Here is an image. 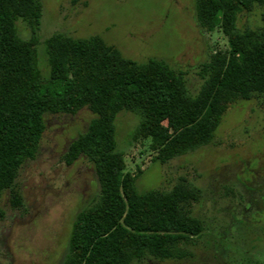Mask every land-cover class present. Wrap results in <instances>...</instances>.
<instances>
[{"label":"trees","instance_id":"16d2710c","mask_svg":"<svg viewBox=\"0 0 264 264\" xmlns=\"http://www.w3.org/2000/svg\"><path fill=\"white\" fill-rule=\"evenodd\" d=\"M198 26L220 32L228 48L199 68L196 94L185 74L164 60L125 58L100 36L55 33L45 40L49 77L38 67L42 0H0V201L23 207L15 183L36 159L46 130L44 116L94 118L71 143L67 166L86 158L96 172L99 195L73 222L62 264L181 262L193 257L204 222L194 213L201 190L185 179L172 188L139 191L141 172H129L116 140L122 113L138 118L133 141H148L153 162L165 165L216 142L227 111L264 97V26L239 28L243 14L262 11L264 0H193ZM30 31L23 39L17 23ZM5 212L0 206V221Z\"/></svg>","mask_w":264,"mask_h":264},{"label":"rangeland","instance_id":"374dc122","mask_svg":"<svg viewBox=\"0 0 264 264\" xmlns=\"http://www.w3.org/2000/svg\"><path fill=\"white\" fill-rule=\"evenodd\" d=\"M38 67L49 77L44 42L55 33L73 38L100 36L125 58L143 63L164 60L185 74L196 94L203 81L200 66L228 48L220 32L208 33L195 18L193 0H42ZM262 11L243 14L239 28L264 26ZM23 39L30 31L17 23ZM94 115H45L46 130L35 160L21 168L15 183L23 207L10 194L0 206V264H62L76 215L99 195L94 166L81 158L67 166L69 146ZM138 118L122 112L116 119L117 147L128 170L141 172L139 191L170 189L181 179L201 190L195 215L205 224L193 257L181 261L136 264H264V97L243 101L226 113L215 144L165 165L153 162L148 141H133Z\"/></svg>","mask_w":264,"mask_h":264}]
</instances>
